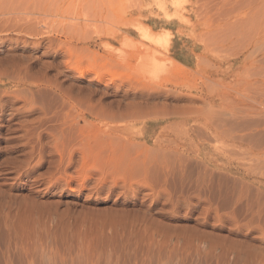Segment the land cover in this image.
<instances>
[{"label": "rangeland", "instance_id": "rangeland-1", "mask_svg": "<svg viewBox=\"0 0 264 264\" xmlns=\"http://www.w3.org/2000/svg\"><path fill=\"white\" fill-rule=\"evenodd\" d=\"M250 2L0 0V264H264Z\"/></svg>", "mask_w": 264, "mask_h": 264}, {"label": "bare ground", "instance_id": "bare-ground-1", "mask_svg": "<svg viewBox=\"0 0 264 264\" xmlns=\"http://www.w3.org/2000/svg\"><path fill=\"white\" fill-rule=\"evenodd\" d=\"M255 1H257V0H254V2ZM262 1V0H261ZM251 2L253 3V0H251ZM250 2V3H251ZM251 3V4H252ZM259 3H261L260 2V0H259ZM262 3H263V5H264V0L262 1ZM262 3H261V5H262ZM257 5H258V3H257ZM262 5V6H263ZM259 6V5H258ZM262 6H260V7H262ZM264 7V6H263ZM260 9V8H259ZM263 10H264V8H263ZM250 12V11H249ZM264 11H262V13H263ZM252 18V17H251ZM262 19L264 20V18L262 17ZM263 22V25H262V29H260L261 31V37H260V35H256V33H258V32H256V31H253V33L255 32V35H256V37L258 36L259 37V40H260V38H262V45H263V47H264V21H262ZM260 24H262V23H260ZM246 25V24H245ZM253 25V24H252ZM251 26V25H250ZM254 27V26H253ZM246 28H248V27H246ZM255 28V27H254ZM259 28H261V27H259ZM138 29H139V27H133L132 28V31H138ZM249 29H251V28H249ZM253 29V28H252ZM251 29V30H252ZM246 30H248V29H246ZM245 30V31H246ZM234 32V31H233ZM248 32V31H247ZM242 33H243V31H242ZM252 33V32H251ZM236 35V34H235ZM239 37H241V36H239ZM226 38V37H225ZM255 38V37H254ZM241 39V38H240ZM247 39V38H246ZM245 39V40H246ZM240 41V40H239ZM254 41H256V42H258L256 39L254 40ZM237 42V41H236ZM245 42V41H244ZM255 43V42H254ZM239 44V43H238ZM256 44V43H255ZM239 45H241V44H239ZM239 47V46H238ZM242 49V48H241ZM263 50V52H262V58H261V61H256V63H259V62H261L260 63V65H262V69H261V66L260 65H258V66H260V70H262V71H259L260 73L258 74V75H256V76H258L259 77V75H260V77H259V80H256L255 81V83H253V84H256L255 86H257V88L259 87H261V88H263V92H261V94H262V96H264L263 95V93H264V48L262 49ZM261 51V50H260ZM254 61V62H255ZM233 66V65H232ZM252 69V68H251ZM256 72H258V71H256ZM262 72V73H261ZM256 74V73H255ZM258 79V78H257ZM240 83V82H239ZM250 84H252V83H250ZM238 85H240V84H238ZM250 86V85H249ZM247 87V86H246ZM245 87V88H246ZM251 87H252V85H251ZM258 88V89H259ZM256 91V90H255ZM242 93V92H241ZM247 93V92H246ZM239 95V94H238ZM237 96V95H236ZM261 97V96H260ZM240 98V97H239ZM263 100V99H262ZM250 102V101H249ZM255 102V101H254ZM224 103H225V101H224ZM248 103V102H247ZM263 107H264V104H263ZM240 108V107H239ZM246 108V107H245ZM260 109H262V108H260ZM257 111V109L256 110H254V109H246V110H237L236 109V111H233V112H231V117L228 119H225L224 121L222 120V119H218V121H221L222 123H221V127H223L224 129H225V131L224 132H227V133H229L230 135H231V137H232V139L231 140H233L234 142H238L240 145L241 144H246L247 145V147H249L250 149H253V147H255L257 150H261V151H263V145H264V119H262L261 117H262V115H263V113L261 114V110H260V112H256ZM264 112V111H263ZM228 113V112H227ZM255 114H257V116H258V118L256 117V115ZM261 114V115H260ZM255 117V119L254 118H252V117ZM222 118V117H221ZM192 119V118H191ZM254 119V120H253ZM194 120V119H193ZM214 120V119H213ZM212 120V122L211 123H209L210 125L214 122ZM252 120V121H251ZM208 122H210V121H208ZM215 123V122H214ZM197 126V125H196ZM199 126V125H198ZM206 126V125H205ZM194 128V127H193ZM195 128H197V127H195ZM214 128H216L215 130H216V132L218 131V125H216ZM194 130H196V129H194ZM202 131V130H201ZM220 131V130H219ZM196 132V131H195ZM222 132H223V130H222ZM198 133V132H197ZM201 134V133H200ZM228 138H230V137H228ZM210 139V138H209ZM263 144V145H262ZM263 146V147H262Z\"/></svg>", "mask_w": 264, "mask_h": 264}]
</instances>
